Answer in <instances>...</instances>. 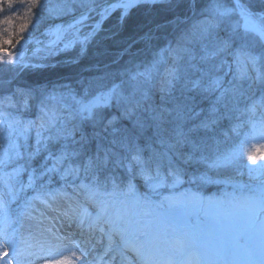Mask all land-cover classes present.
<instances>
[{
	"label": "snow or ice",
	"instance_id": "1",
	"mask_svg": "<svg viewBox=\"0 0 264 264\" xmlns=\"http://www.w3.org/2000/svg\"><path fill=\"white\" fill-rule=\"evenodd\" d=\"M5 2L12 8L14 0H0V11ZM94 2L85 0L82 6L89 12L94 11L91 6ZM136 2L123 0L105 6L101 18L117 8L126 13ZM255 2L264 7V0ZM233 4L228 7L223 0H211L202 10V15H207L183 32L174 44L169 41L142 71L137 65L135 72L125 69L118 73L119 83L114 82L110 87L103 83L105 77L101 76L89 81L81 94L68 85H61L67 90L51 94L42 91L39 101L31 105L29 99L35 101L32 92L26 93L27 98L19 102L11 97L0 100V189L11 191L16 184H20V191L32 189L36 195L29 198L30 202L41 195L54 197L55 191L71 187L94 209L91 213L83 208L80 226L85 219L106 224L109 242L113 234L118 235L124 248L135 253L136 264H264V181L238 199L233 197L228 201L231 211L217 223L228 222L234 227L220 242L213 244H206L195 231L183 230L175 212L187 207L204 209L222 201L187 190L163 196L159 201L151 199V194H158L161 189L174 191L186 182L185 169L177 160L220 168L233 165L243 155L242 141L236 150L211 162L196 156L200 143L193 139V134L211 131L227 112L249 114L246 122L253 129L252 138H264L255 135L257 131L264 133V117L258 121L251 118L258 105L264 107V95L244 109L239 107L254 85L264 86V11H253L241 0H233ZM87 18V13L82 14L68 28L75 29ZM11 22V17L3 21ZM87 39V36L83 40L74 37L65 48L84 44ZM5 54L11 56L0 47V56ZM226 77L230 78L226 80ZM157 92L158 103L153 99ZM197 96L201 99L214 96V99L206 110H197ZM31 107L37 108L34 118L24 115ZM112 108L119 116L105 119L104 110ZM221 108L226 112L221 113ZM124 119L130 120L133 129L141 133L152 128L154 141L149 137L141 146L139 135L132 136L128 129L115 126ZM196 120L198 123H191ZM86 125L93 129L102 127L88 134ZM109 128L111 139L101 135ZM119 133L124 134L118 136ZM93 140L96 141L94 151ZM153 142L159 150L153 147ZM186 145L190 148L188 153L181 151ZM42 153L45 154L43 163L39 168H31V161ZM249 158L255 160L256 155ZM261 158L264 159V154ZM248 167L250 173L256 171ZM117 169H124L127 178L117 176ZM26 171L25 184L18 178ZM54 177L62 182L60 190H49ZM137 177L143 180L145 192L139 191ZM197 180L218 183L204 174L193 175L187 182ZM6 208V202L0 199V211ZM0 224L7 226L6 216ZM4 227H0V234H4ZM99 230L104 232L103 228ZM189 255L191 259L186 258Z\"/></svg>",
	"mask_w": 264,
	"mask_h": 264
},
{
	"label": "trees",
	"instance_id": "2",
	"mask_svg": "<svg viewBox=\"0 0 264 264\" xmlns=\"http://www.w3.org/2000/svg\"><path fill=\"white\" fill-rule=\"evenodd\" d=\"M25 1L24 3L23 0H16L12 8H9L6 2L2 4L3 11H0V44H4L2 41L5 40L7 35L12 36V38L15 36L14 38H16L18 35H25L29 30H34L37 27L39 30L43 27L45 28L47 19H44L46 13L42 9L44 8L43 5L48 3V0ZM243 1L245 2V0ZM223 2L228 7L234 6L233 0H223ZM210 3L211 0H144L134 5L126 13L117 10L105 20L100 29V35L98 34V37L95 35L88 42L82 53L66 54L64 58H61V61L55 59L48 63L30 66L19 64L22 71L19 73L20 78L23 79H21L22 82L19 84L18 91L20 92L21 90L28 93L33 88L38 90L43 89V91L47 92V90H51L53 87L57 88L58 85H68L72 88L74 87L77 93H82L83 87L89 81H93L94 78L101 76L105 77L103 83H106L110 87L112 83L120 81L121 77L117 75L118 73L125 69L131 71L137 70V65L140 68L144 67L160 48L167 45L169 41L175 42L183 32L191 29L187 23L188 16L193 15L194 12H202ZM255 7L259 9L264 8L261 6ZM203 15L206 16L207 14ZM6 17H11L12 22L3 23ZM22 25L23 28H21ZM2 28L4 29L2 30ZM34 65H37V67H34ZM18 67L14 66V68ZM262 71H264V68ZM229 78L226 77V80ZM81 81H83V84L80 83ZM2 84L6 87L8 83L6 81L0 82V93H6L3 92L6 89L1 88ZM244 85L247 87V82H244ZM176 95H179V91H177ZM261 95H264V86L254 85L253 89L247 93V96L242 98L239 107L244 109L246 106L252 104L253 101L260 100ZM153 99L157 103L159 102L160 95L158 92L153 95ZM211 99H214V96L209 99H201L197 96V110L200 108L206 110ZM220 112L225 113L226 110L221 108ZM205 114L206 112L202 113L201 118ZM103 115L105 119H108L113 115L119 116V112L115 108L105 109ZM238 116L239 119H237ZM261 117H264V107L258 105L255 114L251 118L254 121H258ZM248 119L249 114L247 113L240 116L237 112H227L218 120L211 131L202 130L199 133L193 134V139L200 143V150L196 153V156H203L211 162L218 156L228 154L236 146L237 142L246 140L250 136L251 131H253L251 124L246 122ZM191 123H198V120ZM191 123L189 126H191ZM115 126L117 128L128 129L129 134L132 136L139 135L140 139L138 142L141 146H144L148 142L149 137L153 141L155 139L152 128L145 129L141 133L138 129L134 130L132 122L127 119L117 121ZM100 127L93 129L91 125H86L85 132L91 134L93 131H100ZM110 132L111 128L107 132H102L101 135L108 136ZM123 134L119 133L118 136H122ZM111 138L108 136V139ZM95 144L96 141L93 140L91 143L93 151L95 150ZM153 147L159 150V146L154 142ZM181 151L188 153L190 152V148L186 145ZM148 154L146 150L144 153L145 157ZM177 163H179L181 168L185 169L186 174L184 179L187 185L201 184L198 180L194 183L187 182L191 176H198L199 173L211 174L219 169L209 168L207 164L195 161L185 164L177 160ZM152 166L154 167L155 165L153 164ZM164 171H167L166 167ZM234 172L221 171L214 176L235 178L231 176L235 174ZM115 174L121 178H127L124 169H117ZM244 174H242L241 178H245L246 175ZM56 182L60 181L54 177L53 183ZM135 183L141 190L145 188L141 178L137 177ZM206 192H215V187L210 186L206 188Z\"/></svg>",
	"mask_w": 264,
	"mask_h": 264
},
{
	"label": "rangeland",
	"instance_id": "3",
	"mask_svg": "<svg viewBox=\"0 0 264 264\" xmlns=\"http://www.w3.org/2000/svg\"><path fill=\"white\" fill-rule=\"evenodd\" d=\"M23 1L24 3L26 2L25 0ZM102 1L104 0H95L94 4L101 3ZM14 2H16V0H14ZM47 2L48 3H46L45 5L41 4L44 7L42 10L46 13L44 19H47L45 28L43 27L41 30H39L37 27L34 30H29L25 35H18L16 38H14L15 36H13L12 38V36L7 35L5 40L2 41V43L4 44H0V47L3 46V50L5 52H8L9 49L13 50L10 52L18 51V49L23 48L30 41H50V39L55 37V32L63 19L80 12L81 9L87 8L85 6H82L84 5L85 0H48ZM241 2L251 6L254 11H264V8L259 9L255 7L260 6L255 2V0H245V2L241 0ZM69 8L71 9L70 11ZM97 12L99 11L94 10L90 15L92 17L83 20L81 24L75 26V29H70L67 36L61 42V46L54 49H41L40 51L33 52L30 57L24 62V64H22V66H30L31 64H40L45 62L48 63L51 60L55 59L61 61V58H64L66 54L82 53V51L86 48L88 42L93 39L95 35H97V37L100 35L99 29L101 28V15L97 14ZM201 14L202 12L198 11L194 12L193 15L188 16L187 23L189 25V28H191L192 25L198 20L204 18V15ZM204 14L206 15L207 13ZM35 26L37 25L35 24ZM3 29L4 28H2V30ZM85 36H87L88 39L84 44L76 43L72 47L65 48V44L73 40L74 37H79L80 40H83ZM7 41H10V43ZM174 43L175 42L173 41V44ZM167 45H165L164 47H166ZM160 49L157 51V53L160 51ZM153 58L154 55L151 59H149L148 62L150 63ZM11 66L10 64L3 65L0 63V82L6 81L8 83V85L6 84V87H4L2 84L1 88L6 89V91H3L6 93H0V100H3L5 97L9 96L13 101L19 102L27 98L25 92L21 90L20 92L18 91L19 84L22 82L21 79H23L20 78L19 74L22 71L20 69V65L18 68H14V66L18 65ZM143 68L144 67L140 68V70L142 71ZM135 71L136 70H134L133 72ZM3 75H5V77H3ZM70 88L75 90L74 87ZM66 90L67 89L61 87V85H58L57 88L53 87L51 88V90H47V92L43 91V89L38 90L32 88L30 92H32V95L35 97V101L29 99V104L31 105L34 102H38L40 99V93L42 91L45 94H51L64 92ZM49 103H51V101H49ZM8 110L14 111L13 109ZM36 114V107H31L24 113L25 116L31 118H34ZM253 135L254 133L253 131H251L250 136H248L246 140L243 141V155L236 161V163L228 167L219 168L211 174L204 173V175H207L212 180L218 181V183H196L195 185H187L184 183L174 191L167 188L161 189L158 194H151V199L153 201H159L163 196H168L170 194H179L187 190L191 192H199L206 197H212L214 199L222 201V203L218 205L214 204L212 207H205L204 209L187 207L178 209L175 212V215L180 221V226L183 230L195 231L201 234L206 244L220 242V240L224 238L226 234L234 227L233 224L228 222H225L223 224L217 223V220L219 218L225 216L231 211L228 201H231L233 197L238 199L241 195L248 192L250 189L256 188L262 181H264V168L260 167L261 165H264V159L261 158V155L264 154V138L253 139ZM255 135L264 136V133L257 131ZM240 144V141L237 142L236 146L232 148L230 152L236 150ZM253 154L256 155L255 160L249 158ZM44 155L45 154L42 153L39 157L31 161L30 167L39 168V166L43 163ZM18 163L24 164L25 161H19ZM15 166V164L10 165L9 170H11V168ZM248 166L256 169V171L250 173ZM26 167L29 166L26 165ZM221 171H228L232 173L234 171H237L234 172L235 174L231 176H234L235 178H237V176L240 177L235 179L224 178V176H214L216 173H220ZM243 173H245L244 175H246L245 178H241ZM201 174L202 173H199L198 176ZM27 178L28 172L26 171L18 179L22 183L26 184ZM39 183L40 182L37 181V185H39ZM61 183L62 182L52 183L49 186V190H60ZM210 186L215 187V192L205 193L206 188H209ZM138 189L141 192L146 191V188H143L141 190V188L138 187ZM57 192H69L71 194H74L76 198L83 197L82 194H77L76 192H74L71 187H66L62 191H55L54 195H57ZM35 195L36 192H34L32 189L20 191V184H16L11 191H9L7 188L0 189V199H3L7 204L6 210L0 211V221H3L5 219V216L7 217V226L4 227L3 224H0V227H4V234H0V264H57V262L60 261L65 262V264H88L87 262L82 261V258L77 255V250L75 251V248H80L77 242L64 241L63 245L65 244L70 247L66 249L67 252H65V250L63 251L64 248L55 250L51 248V244L54 243H51L48 237H44L42 233L38 234V230L30 227V225H33L34 218V216L30 214L31 212L36 210L37 206L35 205L38 199H32L29 202V198ZM46 196L47 195H41L40 198ZM62 196L61 198L58 196L57 199H62ZM26 203L27 206H25ZM84 203L86 205L85 200ZM88 206L91 207V205L89 204L86 205V207ZM82 210V208H79V210L76 212H78L79 214L82 212ZM91 222H94V224H96L94 220H92ZM104 227L105 228L102 235L104 239H108L106 233L109 231V228L107 225ZM78 253L80 252L78 251ZM186 258L191 259V256L189 255Z\"/></svg>",
	"mask_w": 264,
	"mask_h": 264
},
{
	"label": "bare ground",
	"instance_id": "4",
	"mask_svg": "<svg viewBox=\"0 0 264 264\" xmlns=\"http://www.w3.org/2000/svg\"><path fill=\"white\" fill-rule=\"evenodd\" d=\"M123 2V1H121ZM63 195V196H62ZM60 197L62 196V200H59L57 199V197ZM57 199V200H56ZM65 207V208H68V207H71L72 211H78L79 208H87V211L88 212H91V213H94V209L93 207L91 206H88L86 207L85 206V203H84V199L83 198H76V196H74V194H71L69 192L67 193H64V192H57V195H54L53 196H46V197H41L40 199H38L36 201V205L37 208L35 211L31 212L30 215L34 216L33 218V225H30L31 228L33 229H36L38 230V234L39 233H42L44 235V237H48L50 242L51 243H54V244H51V248L55 249V250H59V248L63 249V251L65 250V252H67V248H70L68 247L67 245H63V240L62 237L56 234H53L52 232H50L48 230V228L44 227L43 226V223L44 224H48L50 225V218L46 215L47 212H50V215H57V214H61V211L56 209L55 207ZM46 214H45V213ZM78 213V212H76ZM88 220V219H86ZM104 226H106V224L104 225L103 223H100V224H97L96 223V228L99 230L100 228H105ZM49 231V232H48ZM103 232H101L99 230V233H98V238L96 240V243H95V246H100L99 244H101L102 240H103V235H102ZM81 235V234H80ZM78 235V236H80ZM81 236H84V235H81ZM119 236L118 235H115L113 234L112 235V238H111V242H109V239L108 241L106 242V247H102V248H99V249H96V252H99V251H102L98 256H97V259L96 260H99L100 257H102V253H105L106 256H108V259L109 260H112L115 261L114 264H118V261L114 258L116 256H114L116 253H117V246L116 245H112V244H116L117 242H119ZM112 248V249H110ZM77 250V255H79L80 258H82V261L84 262H87L88 264H92L95 262H93V260L91 259L92 257L90 256V252L86 253L87 255H85V252L83 251V249L80 247H76L75 248V251ZM78 251L80 253H78ZM64 252V253H65ZM66 254V253H65ZM91 258H90V257Z\"/></svg>",
	"mask_w": 264,
	"mask_h": 264
},
{
	"label": "water",
	"instance_id": "5",
	"mask_svg": "<svg viewBox=\"0 0 264 264\" xmlns=\"http://www.w3.org/2000/svg\"><path fill=\"white\" fill-rule=\"evenodd\" d=\"M120 0H105L102 1V3L99 4H95V5H91L94 10H98V11H102V9L105 6H108L112 3H116L119 2ZM84 13H91V11H87V9L85 10H81L80 13H77L76 15L71 16L70 18L65 19L64 21L61 22L60 27L57 31V36L51 40L50 42H39V43H30L26 48H24L22 51H20L18 54H12L11 56L8 57H3L0 56V62L8 64H17L20 61H22L24 58L27 57V55H29V53H31L34 50L37 49H50L51 47H55L58 46L59 43L61 42L62 38L64 37V35L66 34L69 24H74L76 20L80 19L81 15ZM59 36V39L57 38ZM21 53H23V57L21 59Z\"/></svg>",
	"mask_w": 264,
	"mask_h": 264
}]
</instances>
